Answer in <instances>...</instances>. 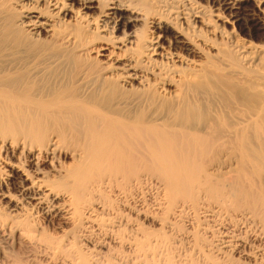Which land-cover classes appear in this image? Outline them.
Returning <instances> with one entry per match:
<instances>
[{
    "label": "bare ground",
    "instance_id": "obj_1",
    "mask_svg": "<svg viewBox=\"0 0 264 264\" xmlns=\"http://www.w3.org/2000/svg\"><path fill=\"white\" fill-rule=\"evenodd\" d=\"M199 1L0 0L2 241L106 264L191 213L179 262L264 264V0Z\"/></svg>",
    "mask_w": 264,
    "mask_h": 264
},
{
    "label": "rangeland",
    "instance_id": "obj_2",
    "mask_svg": "<svg viewBox=\"0 0 264 264\" xmlns=\"http://www.w3.org/2000/svg\"><path fill=\"white\" fill-rule=\"evenodd\" d=\"M197 1H199V0H197ZM204 1V2H203ZM202 5H204L206 8H207V10H208V14L211 16V18H212V20H214V24L215 25H218V20H217V18L216 17H214V15L218 12V11H216V9L215 8H213L212 6L213 5H211L210 4V2H206V0H200L199 1ZM211 6V8L208 6ZM210 8V9H209ZM214 10V11H213ZM216 11V12H215ZM191 22H192V19H191ZM252 30H253V33H255L254 35H255V37H254V41L255 42H257V43H260V42H262V39H263V32H262V30H260V31H257V30H255L254 28H252ZM256 31V32H255ZM205 35L206 36H208V37H212L214 40H216L217 42H218V37H214V36H212V35H210V33H205ZM206 50H207V53H210L211 54V52L213 53V51H211V50H209L208 48H206ZM209 51V52H208ZM150 189V190H149ZM147 190V191H146ZM143 195H142V198H141V205L140 206H142V209H143V211L145 210V213L146 214H149L150 216L152 215V217L154 218V217H158V218H164V219H167L168 217H169V212H167L166 210V212H164V211H158L157 209H156V207H157V205H158V200H157V198H156V196H155V194H154V188L151 186V185H149L148 186V188H144V191H143ZM154 196V197H153ZM157 201H156V200ZM157 202V203H156ZM147 208V209H146ZM154 208V209H153ZM169 211V210H168ZM149 212V213H148ZM153 213V214H152ZM187 213H189V212H187ZM156 215V216H155ZM162 215V216H161ZM191 215V216H190ZM159 216H161V217H159ZM177 218H174L175 220V225L173 224V225H170V227L169 226H161L160 224H158V223H156V222H154V221H143V220H141V224H142V226H143V235L145 236V240H147L148 238L149 239H151L150 241L152 242V244L150 245L151 247V250H152V252H151V254H153L154 255V253H156V255L155 256H153V255H151V254H149L148 256H147V258H146V256H145V251H147V250H145L146 248H143L142 250H141V252L139 253L140 255H138L137 256V260L135 259V256H134V254L133 253H131V250L129 249V247H127V245H123V246H117V247H115V252L113 251L112 253H109L108 255H106V257H107V260H106V264H164V262H165V264H171V262L170 261H175V262H173L174 264H178V263H181V262H179V260H178V258L180 259V256H178V255H181V257H182V259H180V261H182V260H184L183 258H184V253H185V251H184V249H185V241H184V237H185V235H186V232L187 231H189V229L190 230H192L193 228V225L194 226H196V228H197V226H198V223H197V220H196V218H194V216L191 214V213H189V214H184L182 217L180 216V218L178 217V216H176ZM194 219V220H193ZM181 220V221H180ZM192 220V221H191ZM196 221V222H195ZM193 223V224H192ZM172 226V227H171ZM178 226V227H177ZM176 227V228H175ZM191 227V228H190ZM183 229V230H182ZM48 230V229H47ZM145 232H147V233H145ZM156 233V234H155ZM160 233V234H159ZM167 233V234H166ZM148 235H149V237H148ZM160 235V236H159ZM91 236V235H90ZM89 236V237H90ZM151 236V237H150ZM155 236H157V238H159V239H157ZM170 236V237H169ZM180 237V238H179ZM154 238V239H153ZM163 238V239H162ZM90 238H88V240H89ZM155 239L156 240H158V241H155ZM178 239V240H177ZM87 239H86V242H83L84 243V245L82 246V247H84V249L86 250V246H87V244H89V243H87V241H88ZM160 240H162V241H160ZM165 240V241H164ZM167 240V241H166ZM2 239L0 238V247L2 248V249H8V250H5V251H7V253H10L9 255L13 258V259H16V260H18V258H20L19 259V261L21 262V264H59V261H57V263H56V260H54L53 262H52V260L49 258V257H47V256H45V254H44V252H40V250L39 249H32V248H28V247H26V246H24V245H22V244H20V243H18V242H16V241H10L9 242V240H6L7 242H5V240H3L2 242ZM85 241V240H84ZM156 243L155 244V246H154V242ZM184 241V242H183ZM3 242H5V243H3ZM9 242V243H8ZM165 242V243H164ZM6 243H8V244H6ZM11 243V244H10ZM158 243V244H157ZM162 243V244H161ZM3 244V245H2ZM161 244V245H160ZM91 245V244H90ZM152 245H153V247H152ZM175 245V246H174ZM177 245V246H176ZM3 246H5L6 248H3ZM172 246V247H171ZM159 249H158V248ZM169 247H170V249H169ZM158 249V251L156 250V252L155 251H153L154 249ZM163 248V249H162ZM168 248V249H167ZM172 248V249H171ZM117 249V250H116ZM164 250V251H163ZM167 250H168V252L170 251V253H174L173 254V256L175 255V258H176V256H177V260L175 259V258H173V256H170V254L167 252ZM17 251V252H16ZM144 251V252H143ZM172 251V252H171ZM174 251V252H173ZM180 252H181V254H180ZM184 252V253H183ZM39 253V254H38ZM42 253V254H41ZM17 254V255H16ZM44 254V255H43ZM167 254H169L168 256H167ZM113 255V256H112ZM163 255V256H162ZM13 256H15V257H13ZM18 256V257H17ZM145 256V257H144ZM150 256H152V257H150ZM156 256H157V258H156ZM17 257V258H16ZM44 257V258H43ZM155 257V258H154ZM168 257V259L170 258V259H172V260H169V261H167V258ZM151 258V259H150ZM239 258V257H238ZM44 259V260H43ZM47 259V260H46ZM51 261H50V260ZM174 259V260H173ZM155 260V261H154ZM25 261V262H24ZM45 261V262H44ZM47 261V262H46ZM108 261V262H107ZM134 261V262H133ZM150 261V262H149ZM49 262V263H48ZM169 262V263H168ZM177 262V263H176ZM182 262H184V261H182ZM172 263V264H173ZM60 264H62L61 262H60ZM181 264H184V263H181Z\"/></svg>",
    "mask_w": 264,
    "mask_h": 264
}]
</instances>
